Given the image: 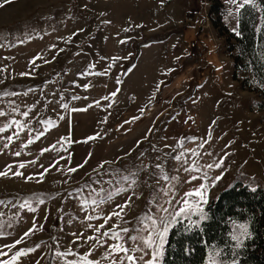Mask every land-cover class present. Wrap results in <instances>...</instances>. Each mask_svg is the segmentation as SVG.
<instances>
[{
	"label": "rangeland",
	"instance_id": "1",
	"mask_svg": "<svg viewBox=\"0 0 264 264\" xmlns=\"http://www.w3.org/2000/svg\"><path fill=\"white\" fill-rule=\"evenodd\" d=\"M237 22L229 0H0V127L23 126L0 133V259L34 249L15 264H69L91 250L112 264L104 231L136 235L201 183L208 201L234 182L264 187V82ZM193 160L200 171H185Z\"/></svg>",
	"mask_w": 264,
	"mask_h": 264
},
{
	"label": "trees",
	"instance_id": "2",
	"mask_svg": "<svg viewBox=\"0 0 264 264\" xmlns=\"http://www.w3.org/2000/svg\"><path fill=\"white\" fill-rule=\"evenodd\" d=\"M217 2V0H211ZM210 12L216 9L209 5ZM264 12L259 11L260 28L255 30L256 13L246 7L238 13L236 37L241 51L251 59L255 76L264 82V62L259 60L258 46L264 35ZM243 68V67H242ZM255 189V191H253ZM204 210L209 219L202 223V231L184 221L176 223L169 231L162 264H204L212 246L222 250L223 256L236 259L238 264H264V187H249L240 182L222 189L210 199ZM247 223L251 233L243 247L234 251L231 241L232 222Z\"/></svg>",
	"mask_w": 264,
	"mask_h": 264
},
{
	"label": "snow or ice",
	"instance_id": "3",
	"mask_svg": "<svg viewBox=\"0 0 264 264\" xmlns=\"http://www.w3.org/2000/svg\"><path fill=\"white\" fill-rule=\"evenodd\" d=\"M229 3L236 5V13H241L242 10L246 9V7H251L253 10L262 11L264 12V0H229ZM264 19V18H262ZM236 35H239L240 33L237 31L235 32ZM110 67V66H109ZM104 73H97V75H103ZM119 82V81H118ZM115 93H113L114 95ZM74 99H79V97H74ZM66 107V106H65ZM76 109H74L75 111ZM24 116H27L28 113H23ZM5 116V113L3 111H0V117ZM15 125L17 128L22 129V125L17 120H11L8 124H5L3 127H0V133L5 132L8 128ZM15 135H18L16 133ZM42 135V133L40 134ZM36 139H39V135H37ZM7 140L9 142H12L13 136H8ZM29 143H32L31 140H29ZM5 148L8 147V144L4 145ZM200 147H203V145H200ZM47 151V149H45ZM16 156H19L20 153L16 152ZM181 155H178L175 157L177 161L181 160ZM199 154L195 151L192 152L193 157H197ZM11 166H9L10 168ZM25 165L23 163L19 164V168H24ZM208 168H212V164L207 165ZM215 167L219 168L220 164L217 163ZM76 169H70V171H75ZM185 171L188 172H196L200 171V169L196 166V161L193 160L191 165L185 169ZM7 175V172H0V176ZM14 175L21 176L22 173L19 171L14 172ZM32 177H28V179H31ZM125 179H128L125 177ZM163 179L167 180L168 177L165 176ZM198 177L195 175H192L190 177V181L197 180ZM221 179L220 176L215 177V181H219ZM215 181L213 183H215ZM132 183H135L133 180ZM119 191H117V194H119ZM255 191V189H253ZM193 197L197 199H192ZM111 198V195L109 196V199ZM103 202V201H101ZM207 187L204 183H201L198 188L194 189L193 191H189L184 193V196L181 197L179 200H168L166 203L168 205H175L178 204L179 207H168L164 205L159 206V214L156 216H147V221L150 223H145L144 221H141V224L143 227L140 230L132 229L131 231H136V235L130 234V229L128 227L124 226H117L119 228V231H114L113 229H109L107 231H104L102 233V236L108 237L109 239H112L115 241L114 244L109 245L110 251L105 256V259L112 258V264H162V261L165 256V244L167 243L168 233L170 229L176 224V223H182L186 221L190 227L188 228V231H191L193 228L202 229V223L206 222L209 217L207 212L204 210L203 205L207 204ZM39 203H43V201H39ZM95 203V201H93ZM123 206H118L123 210ZM21 208H27L29 211H35V209L32 207L31 204H29L27 201L25 203L20 205ZM112 215L119 216L120 213L114 212ZM196 216L197 219L193 220L192 217ZM111 216L105 217L104 223L100 224L98 228L95 230L97 232L100 231V229L104 228L105 224L108 223L109 220H111ZM88 219H93V217H88ZM233 223V229L234 231L230 233V239L231 241L235 242V249H240L243 247L245 239L250 238V231H249V225L247 223H237L235 221ZM33 229H29L28 232L24 233V236H28L30 232H32ZM111 233V235H110ZM144 233V234H141ZM22 239L16 240L14 244L12 245H6L5 247L11 251V249L15 248L16 245H19L22 243ZM79 239V237L77 238ZM89 240L94 239L93 237H88ZM97 243L103 247L104 244L100 243L99 239H97ZM106 243V241H105ZM34 249H21L16 251L9 259H0V264H15V262L21 258L26 256L29 252L33 251ZM91 250L82 256H80L79 260H72L69 261V264H99L98 261L89 259L91 256ZM8 252L0 251V256H8ZM79 255L77 253H74L71 249L67 251H57L55 253L56 257H68V256H74ZM145 256H149L150 258L145 259ZM204 264H238V261L236 259L228 260L223 256L222 250L218 249L217 246H212L211 251L207 255V259L205 260Z\"/></svg>",
	"mask_w": 264,
	"mask_h": 264
},
{
	"label": "built area",
	"instance_id": "4",
	"mask_svg": "<svg viewBox=\"0 0 264 264\" xmlns=\"http://www.w3.org/2000/svg\"><path fill=\"white\" fill-rule=\"evenodd\" d=\"M186 57L187 59L193 60L199 64L203 62V53L200 50H198L194 42L190 43Z\"/></svg>",
	"mask_w": 264,
	"mask_h": 264
}]
</instances>
